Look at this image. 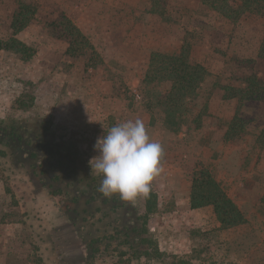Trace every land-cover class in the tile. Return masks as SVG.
<instances>
[{
  "label": "rangeland",
  "instance_id": "obj_1",
  "mask_svg": "<svg viewBox=\"0 0 264 264\" xmlns=\"http://www.w3.org/2000/svg\"><path fill=\"white\" fill-rule=\"evenodd\" d=\"M19 1L0 0L1 39L14 34ZM23 1L36 14L17 37L33 54L0 49V179L12 192L11 211L4 217L20 223L13 228L21 231L7 243L14 252L0 253V264H165L154 255L139 258L133 243L117 233L124 226L123 209L111 211L102 197L83 191L92 176H100L90 165L99 154L97 138L116 123L137 118L164 147V174L152 184L158 207L151 232L160 250L180 255L182 264H264V147L257 141L264 96L228 97L249 76H259L264 85V15L250 11L229 18L206 0H165L164 14L151 12L150 0ZM224 1L237 9L244 0ZM63 12L92 28L101 50L100 58L90 60L95 67L76 70L77 60L85 58L70 57L54 45L60 39L49 24ZM183 45L206 75L169 119L171 85L159 64L150 67L151 57ZM26 91L36 97L29 111L15 105ZM236 115L244 128L231 140L226 133ZM12 124L37 128L52 153L20 154L10 134L3 138ZM62 167L69 172L62 173ZM200 168L211 170L241 207L243 224L224 229L212 206L191 208L192 179ZM70 235L77 240L71 247L63 239ZM62 247L77 252V262L68 260L69 252L61 256Z\"/></svg>",
  "mask_w": 264,
  "mask_h": 264
},
{
  "label": "trees",
  "instance_id": "obj_2",
  "mask_svg": "<svg viewBox=\"0 0 264 264\" xmlns=\"http://www.w3.org/2000/svg\"><path fill=\"white\" fill-rule=\"evenodd\" d=\"M151 12L164 14L165 0H150ZM218 9L229 18H238L241 14L255 11L264 15V0H244L239 8L234 9L231 5L223 0H206V3ZM36 10L23 0L18 2V9L12 19V29L14 34L8 39L0 38V49L12 51L23 57H30L33 54V48L17 37V34L24 30L33 19ZM50 32L54 38L63 40L68 43L66 54L73 58L84 57L89 59L85 68L95 67L90 64L92 57H99L100 54L91 40L83 33L81 28L64 12L49 24ZM261 56L264 57V36L261 40ZM191 48L183 45L172 54L155 53L151 57L150 67L155 63L159 64L158 71L163 73V77L169 80L170 89L166 95V104H168V117H172L174 107L187 96L196 92L199 86L205 80V68L199 63L191 61ZM245 85L234 90L228 97L240 95L241 98L258 99L264 96V85L261 83L259 76H249L245 80ZM240 98V99H241ZM36 97L31 92H24L15 100V105L21 110H31L35 105ZM171 108V110H170ZM244 128L242 118L236 115L226 133L228 139H233ZM5 134H10L13 139L21 145H25L34 158L52 153L49 150V143L45 137L39 134L37 128L25 130L19 125L12 124L8 126ZM258 143L264 147V127L257 138ZM56 156H61L59 151L55 152ZM63 158L71 160L67 155ZM72 161V160H71ZM59 164L60 161L58 162ZM75 169V167H74ZM71 170L72 171H74ZM62 173L69 172L65 167L61 168ZM102 176H92L86 184L87 188L84 193H96V196L102 197V203L110 206L111 211H124V226L117 230V233L124 234L125 243L132 245L131 248L139 254V258L144 256L152 257L153 255L162 260L165 264H182L184 260L180 255L169 254L161 251L157 239L151 232V215L156 212L158 207V194L152 186L151 192L147 198H138V203L121 200L118 194L112 197H104L98 192V187ZM81 181V180H78ZM97 196V197H98ZM191 208H202L212 206L214 213L224 229L243 224L246 221V215L236 201L227 193L221 183L215 178L208 168H200L192 179L190 192ZM100 209V208H99ZM112 237V236H111ZM113 239V238H111ZM124 254V253H122Z\"/></svg>",
  "mask_w": 264,
  "mask_h": 264
},
{
  "label": "clouds",
  "instance_id": "obj_3",
  "mask_svg": "<svg viewBox=\"0 0 264 264\" xmlns=\"http://www.w3.org/2000/svg\"><path fill=\"white\" fill-rule=\"evenodd\" d=\"M94 148L99 154L90 165L92 173L102 176L97 190L104 197L118 194L129 202L147 198L154 180L164 172V147L151 137L142 119L105 129Z\"/></svg>",
  "mask_w": 264,
  "mask_h": 264
},
{
  "label": "crops",
  "instance_id": "obj_4",
  "mask_svg": "<svg viewBox=\"0 0 264 264\" xmlns=\"http://www.w3.org/2000/svg\"><path fill=\"white\" fill-rule=\"evenodd\" d=\"M81 14H84V10L81 12ZM70 15L71 14H69V16ZM75 21H76L75 23L81 28L83 33L95 45L96 49L101 52V50L98 48L97 43H95V41H94V36H93L94 32H93L92 28L81 24V21L79 20L78 16L76 17ZM98 25H99V23H98ZM58 43L55 42L54 45L61 48V50L63 52H66V50L68 48V43L65 41H62V40L61 41L59 40ZM82 59L83 58L77 60L76 66L77 65H79V66H77L75 68L76 70H79V69L85 70V66H86L85 62H84L85 59H83V60ZM175 169H178V167L175 166ZM165 170H166V168H165ZM171 172H173V171L167 170L166 173L171 174ZM163 174H164V172H163ZM12 188L14 190L15 195H17L16 198H18L19 196L17 193L19 192V190L14 189L13 186H12ZM35 191L36 190L33 189V192L31 195L33 199L36 197ZM11 197H12V192L8 193L6 191L3 181L0 179V253H6V254L8 253L7 251H9L10 254H12L14 252V250L12 249V245L7 244L9 242V239H11L13 236L18 235L21 232V231L19 232L16 228H13V226L20 225V223L16 222V220H14V219L9 220V218L5 219V217H4L5 213L9 212V210L11 211V207H12V204L10 203ZM21 208H23V206H21ZM24 210L30 211V208H27ZM12 213L10 214V216L12 215ZM2 215H3V218H2ZM5 220L7 222H5ZM3 264H5V263H3Z\"/></svg>",
  "mask_w": 264,
  "mask_h": 264
},
{
  "label": "flooded vegetation",
  "instance_id": "obj_5",
  "mask_svg": "<svg viewBox=\"0 0 264 264\" xmlns=\"http://www.w3.org/2000/svg\"><path fill=\"white\" fill-rule=\"evenodd\" d=\"M3 138H7V135L6 134H4V136H3ZM12 139H13V137L12 138H10V142L12 141ZM14 143H16L14 146L15 147H17V148H19V151H20V154L21 153H23L24 151L25 152H27L28 154H31V151L25 146V145H21L19 142H18V140H16ZM63 239H66V241L67 242H70V246L69 247H71V245L72 244H77L76 242H77V240H75L74 238H73V235H70V236H65V238H63ZM67 247H62V253H61V256H66V254L69 252L70 253V256L69 255H67V258H68V260L70 261V259L72 258L73 260H76V262H77V258L79 257L78 256V254H77V252L76 253H73L71 250V248L69 249V250H67V251H65V249H66ZM72 252V253H71ZM77 257V258H76ZM77 264H78V262H77Z\"/></svg>",
  "mask_w": 264,
  "mask_h": 264
}]
</instances>
